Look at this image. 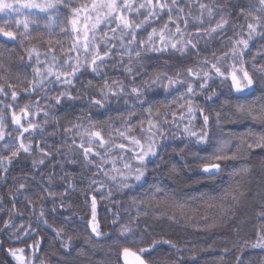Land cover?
I'll list each match as a JSON object with an SVG mask.
<instances>
[{"label": "trees", "instance_id": "1", "mask_svg": "<svg viewBox=\"0 0 264 264\" xmlns=\"http://www.w3.org/2000/svg\"><path fill=\"white\" fill-rule=\"evenodd\" d=\"M237 15L236 10L232 12L231 17L239 26ZM234 33L226 32L222 37L226 38ZM220 37L212 45L200 46V54H213L220 47ZM262 38L264 42V37ZM15 48L17 42L13 44L0 39V54L6 55ZM198 58L196 55L188 56L179 60L176 65L187 70L197 64ZM160 62L159 59H152L146 67V76L156 73V63ZM18 74L19 72L8 64L0 67L2 81L3 78L6 81L8 76L13 80ZM98 78L101 80L104 76ZM26 81L23 86L16 83L11 85L18 89L20 95H25L23 92L28 87L29 80ZM205 96L206 94L202 97L200 105L210 116L212 139L208 148L202 150L191 142L184 145H175L174 142L168 144V148L161 146L159 154L153 157L148 165L150 174L145 183L125 192L116 190L114 199H109L107 192L101 191L100 184L90 183L96 181V169L94 170L93 165H84L78 160L69 163L63 158L60 149L64 127L73 119L77 109L75 106L73 109L56 108L51 119L52 126L55 127V120L61 119L59 122L62 126L58 136L55 135L52 140V137L44 140L37 128L31 141V154L21 153L9 166L7 173L3 169L0 170V264H15L6 253L8 248L16 246L34 252L29 245L37 243L38 258L35 260L46 264H123L120 257L124 247L139 253L141 248H148L154 240L159 241L156 248L144 254L148 264H177L178 261L180 264H236L237 256H242L243 264H264V249L243 247L246 241L254 243L257 229L264 226L263 223L259 224L256 217L258 207L252 197L255 179L253 173L257 166L264 164V148L257 147L246 151L242 157L235 160L220 161L222 171L211 178L201 172V167L203 163L212 161L200 159L211 156L213 146L222 136L231 139L228 141L232 142V151H235L236 145L245 138L251 142L252 134L259 135L264 132V123L251 119L246 112L237 111L236 107L238 103L248 105L264 97V83L260 85L257 81L253 90L243 94L229 95L217 90V96L212 100H206ZM164 108L163 104H159L156 110L163 111ZM218 113L221 121L224 120L228 127L231 126L230 129L224 126L225 123L216 125L213 114ZM239 114L247 115L244 121L240 120ZM95 120L103 130L113 121L108 118ZM53 131L54 129L51 132ZM48 133L47 136L50 135V132ZM25 143L29 141L25 140ZM37 144L51 153L44 158L42 169H34L29 161V155L43 156L36 147ZM242 166H247L249 172L242 177L234 175ZM49 177L51 183L48 182ZM237 181L242 185L240 191L243 195H239L238 202L233 203L232 193ZM21 183H26L28 187L17 193ZM70 184L73 187H69ZM41 186L49 188L56 195L49 196L42 192ZM157 188L160 189L159 192H156ZM153 194L155 198L149 200ZM93 196L97 201L96 220L100 230L107 234L106 238L94 237L89 227ZM133 197L148 201L147 208L139 207L141 214L138 222L131 224L140 238H135L134 232L127 240L118 239L119 225L129 224L132 218L137 216L138 209L132 204ZM29 199L33 201L31 207L28 206ZM13 203L16 206L15 211ZM41 208L47 225L42 221L38 223ZM223 209L229 210V219L225 223L213 229L203 227L202 217L219 219ZM117 214L120 217L119 223L114 224ZM6 220H12V226L5 230ZM30 225L35 231L25 237L23 229H29ZM18 229L19 238L16 235ZM54 229L61 230L60 237ZM164 240L175 243L177 248L173 249L164 244ZM65 244L70 246L65 248ZM225 247L230 249V252L225 253Z\"/></svg>", "mask_w": 264, "mask_h": 264}, {"label": "snow or ice", "instance_id": "2", "mask_svg": "<svg viewBox=\"0 0 264 264\" xmlns=\"http://www.w3.org/2000/svg\"><path fill=\"white\" fill-rule=\"evenodd\" d=\"M181 0H141L137 3L136 0H90V2H85L79 7H71L72 0H0V14L7 17L5 20L6 26H0V38L8 41L19 40L21 47L24 46V42L29 40L31 36V26L36 25V30L40 28V22L43 21V27L47 28L49 32L54 24L59 23L60 31L62 33H67L69 31V26L72 34L71 47L66 49V52H75L77 55L75 57L68 55L64 60V63L57 64L53 63L51 65L45 64L44 69L36 67L35 65H29L33 68L34 79L29 81L28 87L24 89V92L31 96L37 89H40L43 96L47 97L51 87L53 85L63 84L65 86H74L73 81L77 77L78 73H81L82 69L90 70L97 75H100L101 67L104 65L105 59L110 58L112 49L114 45L110 46V41L119 39L120 47L124 49L123 52H117L116 54L121 56V62L124 55L129 57V63L124 66V71L129 76L133 75V68L130 67L132 63V57H141L142 51L147 47L148 51L153 52H166L171 48L172 50L179 52L181 56L187 55L188 51L195 50V55L199 56L201 50L197 47L199 43V37L197 36L195 42L193 39H188L185 42L183 39L171 40L166 39L169 29V24L166 22L162 28L157 31L153 28L148 34L147 40H138V30H142L151 22V18H162V14L167 11L168 21L177 24L175 33H179L183 37L184 33L181 30L177 20L184 19L183 7H180ZM239 9V15H245L246 19L251 18V21L247 23V38H240L237 40H232V47L226 52H222L220 55H216L213 52L214 60L203 59L198 61L199 67L197 69L188 68L187 74L192 77L194 81H200L199 90L194 87V84L187 83V89L185 92L180 93L179 99H184L185 96L188 97L186 103L188 104L186 113H181L179 119L183 120L185 115L188 117V123L183 127V134L187 140L195 142L196 146L207 145L211 141V123L210 116L205 113L203 108L195 105L192 97L208 93L205 96L206 100H212L217 96L216 88L211 87L210 82L219 81L220 85L229 88L230 93L243 94L245 92H250L256 87L255 76L259 74L264 77V64L253 63L252 71L246 67L247 61L245 60V52L249 49L250 42L257 35L264 37V0H255V3H249L247 8L243 5L237 3L235 5ZM65 8H70L69 16L66 19H61V10ZM201 10H206L209 17L214 15V10L212 7L204 3H200ZM173 9H177L176 19H173ZM223 10V8L221 9ZM135 13V16L131 14ZM143 16V19L136 22V18ZM203 15V11H202ZM231 15V13H229ZM15 21V28L12 27L9 21ZM196 20L202 23L203 21L200 17ZM115 27H111V25ZM228 24V19L222 18L214 27L204 30L197 28L196 32L205 31L206 36L211 39L215 34H223L226 25ZM185 28L188 26V21L184 20ZM243 27L242 25H239ZM236 27V26H234ZM101 28H104L102 34H100V43L104 45L101 49L96 41L97 34L100 33ZM109 32L113 35L109 36ZM119 33L117 36L116 34ZM159 36V46L157 42L154 41L155 36ZM239 35V33H236ZM130 36L131 38L125 42V37ZM231 39V38H229ZM51 44V41H49ZM59 43V41H57ZM139 44V48H133L135 44ZM190 46V48H189ZM52 49H49L51 51ZM36 55V64H40L39 53L35 48L27 49V56L29 61H31L33 54ZM90 57V60L88 59ZM23 60V58H21ZM56 57L53 56L52 60L56 61ZM204 65H208L207 68ZM3 67V64H0ZM71 71H68V69ZM137 75L139 73H136ZM162 76H167L166 72L158 74L153 80L152 85L158 84ZM180 73L177 72V77ZM50 77H54V80H50ZM230 81V85H229ZM47 82V85H46ZM91 81L88 85L91 86ZM185 81L180 79H174L172 77L167 78V83L163 85L165 92L167 93L169 89L173 88L177 84H184ZM47 87V91L44 89ZM11 91L12 103L3 105L0 107V142L5 143L0 146V169H3L5 173L9 170V165H11L16 159H18L23 154H31L33 145V133L40 126L33 122L34 117L38 113H33L32 108L38 105L37 100L34 103H26L22 107H19L18 97L20 93L14 90L13 85H8ZM211 89V91H209ZM0 94L7 95L4 87L0 86ZM125 86L122 82L113 80L111 84L108 83L107 79L100 90V99L95 96L90 97L91 103L93 105H99L101 108L105 107V102L109 100L110 97H115L119 99L122 95H126ZM131 94L137 99V102L143 107L147 104L148 107L144 108L146 113V126L145 120L139 121L141 127L140 132L141 137L133 134V125L131 123L132 119L136 116V113L130 111L128 117L125 119L120 129H115L116 134L121 138V140H127L129 143L125 144L123 142L118 144H112L111 148H107L106 151L101 154L94 150V145L96 141H99V147L105 148L109 144V141L104 139L102 130H89L85 129L83 133H78L81 135V141L76 144L75 139L72 143L76 144V147L83 150L84 160L87 164H92L93 161L90 156H99L104 163H109V160L104 159L108 157L113 149H119L122 151L120 156V161L123 164L122 168L117 167L115 159L111 160L112 168L111 172L116 173V175H109L102 165H97L100 171H103L109 179L116 181L118 183L117 190L131 189L136 185L143 183L145 174L147 171V163L152 157L159 154V149L161 147L160 141L167 139L166 130L163 125L169 123L166 119L167 112L156 119L158 113L154 112L153 106L148 99H142L146 95L145 90L140 87H132ZM67 97L69 101L77 99L74 97L69 90V87L62 89L57 96L54 97L55 104L61 105L64 103V98ZM52 99L51 97H49ZM2 103V102H0ZM171 103H175L173 100ZM127 104V101H125ZM183 107V105H181ZM237 111L246 112L247 115L256 121L264 123V97H261L258 101H253L251 104H237ZM18 108V111H17ZM199 112L200 117H202L203 124L199 129L193 130L195 125L193 121L197 119L196 112ZM10 113L11 128L8 124V114ZM44 115L49 116L48 112H44ZM175 113H173V123L175 122ZM47 121H45L46 123ZM217 123H219V113L217 114ZM79 125L73 124L68 128H65L66 133H70L72 128H78ZM7 129V130H6ZM13 133H17L13 137ZM28 134V135H26ZM88 136L86 141L87 147H85L84 136ZM28 140L29 143H25ZM18 144V146H17ZM43 157H48L51 153L46 151L39 144L36 145ZM264 148V132L259 135L252 134L251 142L247 138L241 143L236 145V150L232 151V142L228 140H219L214 146V150L210 157H200L201 160L212 161L205 162L201 167V172L206 174L209 178L218 175L222 171V166L220 161L224 160H235L244 155L246 151H250L254 148ZM2 151H8V155H3ZM124 152H132V159L136 161L133 164L131 160H125L123 155ZM231 153V154H230ZM69 163H75L71 157H66ZM45 163V159L33 160V168H39L40 165ZM249 172L247 166H242L240 169L236 170L234 175L242 177ZM117 176L119 180L117 181ZM27 179V177H25ZM48 182L51 183V177H49ZM93 184L97 183L95 180L92 181ZM104 185H101L103 187ZM28 185L26 183L19 184L17 188V193L26 190ZM73 187V185H69ZM242 185L240 181H237L236 188L233 189L232 201L233 203L238 202V196L243 195L240 191ZM41 191L46 192L49 196H55L49 188L41 186ZM160 189L157 188L156 192ZM64 194H61L63 196ZM111 195V192H109ZM155 194L149 198V200L154 199ZM62 204V201H61ZM132 204L137 206V216L132 218L129 224L119 225V237L127 240L130 235L134 233V229L131 226L132 222H138L139 207L144 206L147 208L148 201L138 200L137 198H132ZM33 201L29 199L28 206L31 207ZM15 203H13V210L15 211ZM96 207L97 201L95 196L92 197L91 201V211L92 218L89 222V227L91 228V233L96 238H106L107 234L103 233L99 224L96 220ZM147 214L146 212L144 213ZM44 211L41 208L40 215L38 217V223L43 222L47 225V220L44 219ZM119 215L117 214L116 219L113 221L114 224L119 223ZM169 219H175V217H169ZM229 219V210L223 209L222 215L219 219L210 218L208 216L202 217L203 227L206 229H213L220 224L225 223ZM12 226L10 220L4 222L5 230ZM51 227V225H49ZM199 228L200 225L198 224ZM25 237H27L35 229L29 226V229H23ZM57 236H61V230H56ZM147 231V228L145 229ZM20 229L17 230L16 235L19 238ZM71 238H69L70 241ZM159 241H153L148 248H141L139 253L130 250L129 247H124L122 249V254L125 264H148V261L144 258V254L154 250L158 245ZM164 244L170 245L171 248H177L175 243L171 241L164 240ZM70 245L65 244L64 247L68 248ZM30 248L34 250L31 258L24 255V249H9V254L15 259L17 264H34L35 259H37L36 250L38 249V243L29 245ZM243 247H252L264 249V226L257 229L256 241L254 243L245 242ZM224 252H230V249L224 248ZM131 258V259H130ZM195 259V256L193 257ZM177 264H180L178 261ZM236 264H243L242 256H237Z\"/></svg>", "mask_w": 264, "mask_h": 264}, {"label": "rangeland", "instance_id": "3", "mask_svg": "<svg viewBox=\"0 0 264 264\" xmlns=\"http://www.w3.org/2000/svg\"><path fill=\"white\" fill-rule=\"evenodd\" d=\"M85 2H90V0H72L71 7H79L81 4ZM137 3L141 2V0H136ZM200 3H204L208 5L209 7H212L214 10V15L212 17H209L206 10H201ZM239 3L243 5L245 8H247V5L249 3H255V0H181L180 7H183V17L184 19L177 20V23L179 24L181 30L183 31L184 35L183 37L180 36L179 33H176L175 35H172V33H175V29L177 24H174L170 21H168L167 11L162 14V18H151V22L145 26L144 29L138 30V40H147L148 34L152 31L153 28H156L157 31H159L160 28L164 26V24L167 22L169 24L170 31L168 32L166 39L170 38L171 40H180L183 39L185 42H187L188 39H193L195 42L197 36L199 37V43L197 47L200 46H209L216 41L220 36V47L216 49L215 54L218 56L222 52L228 51L232 47V40H237L240 38H247V23L253 22L251 21V18L248 17L246 19L245 15H239V9L235 7V5ZM223 8V10H221ZM238 11V20L240 22V25L243 27H240L237 25V23L234 21V19L229 15V13L232 14L234 11ZM203 11V15H202ZM70 8H65L61 10V19H66L69 16ZM132 16H135V13L131 14ZM177 16V9H173V19L175 20ZM197 17H200V19L203 21L200 23V21L196 20ZM222 18L228 19V24L226 25V29L224 33L233 31L235 32L233 35H228V37L224 38L222 35L217 33L215 34L211 39H209L205 31H201L199 33L196 32V29L199 27L201 29L207 30L211 27H214L217 22H219ZM7 17L2 16L0 14V26H6L5 20ZM143 19V16H139L136 18V22H139ZM188 21V26L185 28L184 20ZM11 23L12 27L15 28V21H9ZM43 21L40 22V28L39 30H36V25L31 26V36L29 40L24 42V46L21 47L19 40L14 41V43L17 42V48L9 51L6 55L0 54V64L7 65L12 68L15 71H18L19 74L16 78H12L11 76L9 79V76L7 80L5 81L3 78V81L0 77V86L4 87L7 95L0 94V107H3V105L12 103L11 100V91L12 89L8 88V84L16 83L20 85H24L26 80L32 81L34 79V72L31 65H35L36 67H39L41 69H44L45 64L51 65L53 63L57 64H63L64 60L68 55H71L75 57L77 53L72 52H66V49L71 47L72 43V34L69 26V31L67 33H62L60 31V25L59 23L54 24L51 32L47 28L43 27ZM236 26V27H234ZM111 27H115V25H111ZM106 30L104 28H101L100 33L97 34L96 41L98 46L103 49L104 45L100 43V34ZM236 33H239V35H236ZM113 34L109 32V36H112ZM117 36L119 33L116 34ZM130 36L125 37V42L130 39ZM231 38V39H229ZM1 39V38H0ZM154 41L157 42V46H159V36H155ZM3 40V39H1ZM4 41V40H3ZM51 41V44L49 43ZM59 41V43H57ZM19 43V44H18ZM114 45L112 49V53L110 58H106L104 65L101 67L100 75H97L96 73L91 72L90 70L82 69L81 73L77 74V77L74 79L73 84L74 86H65L63 84L59 85H53L51 87V91H49V94L47 97L43 96V93L40 89H37L36 92H34L31 96H29L27 93L23 92L25 95H20L18 97V104L19 107H22L26 103H34L37 100L39 101L38 105L34 106L32 108L33 113H38L34 117L33 122L40 125L41 128H38L40 131V137L44 140H49L51 137V140L56 136H58L59 128H61V120L60 118H57L55 120L57 127L52 126V114L53 111L58 107H64L67 109H73V106L76 107L77 110L76 113L73 115V119L68 121L66 124V127H64V134L61 141V151L63 154V158L68 162L66 157H71L74 161L78 160L84 165H93L94 170V177L96 178L95 184L104 185L101 188L102 192H107L106 194L109 195V192H111V195H109V199H114L116 194L114 193L118 189V183L116 181H112L109 179V176H106L103 171H100L97 165H102L103 168L109 172V175H116V173L111 172L112 164L111 160L115 159L117 163V167L122 168L123 164L120 161V156L122 154V151L119 149H114L111 151L108 157H104V159L109 160V163H104L103 160L99 156H90V159L93 161L92 164H87L84 160L83 156V150L81 148L76 147V144H79L81 141V135L78 133H83L85 129L89 130H102V134L104 136V139L106 141H109V144L106 145L105 148L99 147V141H96V144L93 146L95 151L100 152L103 154L107 148H111L112 144H118V143H125L128 144L129 142L127 140H121V138L116 134L115 129H120L122 124L120 121H125V119L128 117V113L130 111H133L136 113V116L132 119L131 123L133 125V134L137 135V137H141L142 134L140 132V123L139 121L145 120V126H146V113L144 112V108H147L148 105L145 104L143 107L137 102V99L134 95L131 94V88L132 87H140L145 90L146 95L144 97H141L142 99H148L150 103L153 106L154 112H157L158 115L156 119H160L161 116L165 112H167L166 119L169 121V123H166L163 125L164 129L166 130V136L167 139L161 140L160 144L163 148H168V144H173L175 142V145H181L186 143H194L193 141H189L186 139V137L183 134V127L188 123V117L185 115V118L183 120H180V114L186 113L188 104L186 103L188 97L185 96L184 99H179L180 93L185 92L187 89V83L191 82L194 84V87L199 90V83L200 81H194L192 77H189L187 74V70L180 68L177 66V62L183 58H186L188 56H195V50H189L187 55L181 56L179 52H176L169 48L166 52H153L148 51L147 47L142 51L141 57H132V63L129 65L133 68V75L129 76L124 71V66L129 63V57L127 55H124L121 62V56L117 55V52H123L125 51L120 47V41L119 39L110 41V46ZM134 49L139 48V44H135L132 46ZM29 48H35L39 53V59L41 61L40 64H36V55L33 54V57L31 61H29V58L27 56V49ZM190 48V46H189ZM49 49H52L49 51ZM55 56L57 59L56 61L52 60V57ZM23 58V60L21 59ZM210 59L214 60L215 57L213 54L210 55H204V53H201L199 55L198 61L203 59ZM90 60V57L88 58ZM152 59H159L161 62L156 63V73L153 72L152 74H148L146 76V67L148 63ZM245 60L247 61L246 67L249 69V71H252V65L253 63L256 64H264V42L263 38L259 35L254 37V39L250 42L249 49L245 52ZM197 64L191 68L194 70L199 67V64ZM205 68L208 67V65H204ZM68 71H71L69 68ZM166 72L167 76H162L161 80L156 85H152V80L160 73ZM177 72L180 73V76L177 77ZM87 73V74H86ZM136 73H139L138 75ZM104 79H99L98 77H103ZM83 77V78H82ZM97 77V78H95ZM172 77L174 79H180L185 81L184 84H177L173 88L169 89V91L166 93L164 90L163 85L167 83V78ZM50 80H54V77H50ZM105 79H107L108 83L111 84L113 80L120 81L125 86V93L126 95H122L119 99L115 97H110L107 102H105V107L101 108L99 105H93L91 103L90 97L95 96L97 99H100V90L103 87V84L105 82ZM255 79L259 81V84L264 83V77H261L259 74L255 76ZM82 80V81H81ZM91 81V86L88 85V82ZM256 81V84H257ZM81 82V84H80ZM100 82V83H99ZM130 82V83H128ZM99 83V84H98ZM212 88H216L218 92L225 93L229 95H233L236 93H230L229 88L226 86L220 85L219 81L216 80L215 82H210ZM80 84V85H79ZM47 85V82H46ZM230 85V81H229ZM65 87H69V90L71 91L72 95L74 97H78L77 99L69 101L67 97L64 98V103L61 105H56L54 97L59 94V92L64 89ZM18 92L17 88H14ZM47 91V87L44 89ZM55 90V91H54ZM54 91V92H53ZM211 91V89H209ZM57 93V94H55ZM207 95L208 93H204L195 97H192L194 100L195 105L199 106L201 108L200 102L204 95ZM51 97L52 99H50ZM173 100H175V103H171ZM125 101H127V104H125ZM159 104L164 105V110L159 111L156 110V107H158ZM183 105V107H181ZM156 106V107H155ZM18 111V108H17ZM48 112L49 116H45L44 112ZM173 113H175V122L173 123ZM214 115V121L216 122V125L224 124V120L221 121L220 115H219V123H217V114ZM240 120L244 121L246 118V114H239ZM247 116V115H246ZM197 119L193 121V124L195 127L193 130H197L200 128V126L203 123L202 117H200L199 112H196ZM52 118V119H51ZM96 118L101 119H109L116 121V123H113V121H110L109 125L105 126V130L100 128V126L96 123ZM112 118V119H111ZM51 119V120H50ZM45 121H47L45 123ZM8 124L9 128H11V121H10V113L8 114ZM73 124L79 125L78 128H72V131L70 133L65 132V128L70 127ZM227 125V126H226ZM226 128L229 125L227 123L224 124ZM100 128V129H99ZM52 129H54L53 132ZM7 130V129H6ZM227 130V129H226ZM211 133V128H210ZM230 131V130H227ZM50 135L47 136V134ZM17 133H13V137H15ZM39 136V135H38ZM222 136V135H221ZM75 139L76 144H73L72 141ZM85 141V147H87V139L88 136L83 137ZM212 139V137H211ZM223 140H231L228 136H222ZM250 139V138H249ZM4 142H0V146H2ZM208 145H202L197 146L198 148H208ZM160 147V148H162ZM206 150V149H205ZM3 155H8V151H2ZM125 160H131L133 164H136V161L132 159V152H124L123 153ZM42 158H45L43 156L38 157L36 154L29 155V161L33 160H40ZM153 158V157H152ZM150 159V161L152 160ZM150 161L147 163V171L145 174V178L142 184L145 183L147 177L149 176L148 172V165ZM44 165V164H43ZM40 165L39 168L42 169L44 166ZM82 165V166H84ZM10 166V165H9ZM8 166V167H9ZM10 169V167H9ZM2 171V169H0ZM1 173V172H0ZM99 180L97 179L98 177ZM254 182H253V199L257 204V213L256 217L259 220V224H264V164L257 166V169L253 173ZM119 180V176H117V181ZM1 181V178H0ZM91 184L92 181L90 182ZM94 184V185H95ZM141 186L140 185H136ZM127 189L121 190L122 192H125ZM12 223V220H11ZM134 232H136L135 227L132 225ZM135 238H140L138 236L137 232L134 234ZM9 249H21V247H11L6 250V253L9 254ZM31 251H25L24 255L26 257L31 258L32 257ZM10 255V254H9ZM11 256V255H10ZM13 259V263L17 264L15 259L11 256ZM34 264H46L43 261H34Z\"/></svg>", "mask_w": 264, "mask_h": 264}, {"label": "water", "instance_id": "4", "mask_svg": "<svg viewBox=\"0 0 264 264\" xmlns=\"http://www.w3.org/2000/svg\"><path fill=\"white\" fill-rule=\"evenodd\" d=\"M1 39H3V38H1ZM4 41H7V42H10V43H13L14 41H8V40H5V39H3ZM121 260H122V263L123 264H125V262H124V258H123V254H121ZM131 259V258H130Z\"/></svg>", "mask_w": 264, "mask_h": 264}]
</instances>
